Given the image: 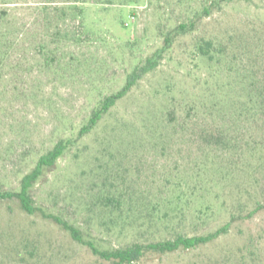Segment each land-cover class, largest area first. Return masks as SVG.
Returning a JSON list of instances; mask_svg holds the SVG:
<instances>
[{
    "label": "rangeland",
    "instance_id": "374dc122",
    "mask_svg": "<svg viewBox=\"0 0 264 264\" xmlns=\"http://www.w3.org/2000/svg\"><path fill=\"white\" fill-rule=\"evenodd\" d=\"M180 23L188 26L176 33ZM168 32L156 68L31 195L104 245H124L171 223L161 205L142 224V202L182 188L184 229L204 233L233 219L231 228L148 264H264V211L249 214L264 200V105L245 104L249 93H264V0H0V188H18L40 154L76 137L96 103L163 47ZM207 41L212 61L199 55ZM111 177L137 199L136 215L113 227L95 204L96 185ZM0 264L109 263L55 223L0 201Z\"/></svg>",
    "mask_w": 264,
    "mask_h": 264
},
{
    "label": "trees",
    "instance_id": "16d2710c",
    "mask_svg": "<svg viewBox=\"0 0 264 264\" xmlns=\"http://www.w3.org/2000/svg\"><path fill=\"white\" fill-rule=\"evenodd\" d=\"M204 11L208 12V8L205 7ZM187 26V23H180L173 31L176 33L182 32ZM170 43L171 35L168 32L164 37L163 47L154 51L142 63L135 65L131 72L126 75L125 83L120 89L114 93L105 95L96 103L87 119L78 129L76 137L60 138L51 148L40 154L32 169L20 178L18 188H0V201H14L18 204L19 209L26 214L39 215L55 223L69 235L72 241L86 247L92 255L109 264H148L152 259H159L162 255L173 254L177 251H191L204 247L215 242L222 235L227 234L231 228L233 219H230L212 231L204 233L190 232L183 228L186 223L187 210L189 212V202L187 197L184 196L182 188H178L177 193L174 195L168 194L162 196L160 201L152 202L151 200H146L142 202L139 207L143 210L139 214V219H143L142 224L145 221L150 223L156 213L158 214L161 205L164 208L161 215L168 218L171 223H166L161 229V233L155 230L146 239L137 236V239L124 245H104L100 238L92 233L89 227H83L63 215L48 211L43 206L37 204L31 195L32 187L42 178L45 171L50 170L58 158L74 146L79 138L88 134L109 109L123 98L145 74L156 68L162 57V52L170 46ZM198 51L200 57L207 61H212L213 57H215L210 41L200 44ZM263 94L262 92L261 96H259L255 93H249L245 104L255 107L264 105V101L259 99L264 97ZM96 186H98L99 193L95 204L105 217L111 221V227L119 219L130 216L131 213L136 215L137 199L119 180L111 177V185H108L102 179ZM259 210L264 211V200L257 201L256 206L249 214H253ZM197 212H202V209H198ZM173 220H177V222L175 221V223ZM141 227L142 225L139 226V229Z\"/></svg>",
    "mask_w": 264,
    "mask_h": 264
}]
</instances>
